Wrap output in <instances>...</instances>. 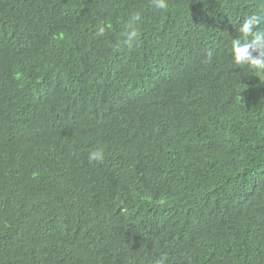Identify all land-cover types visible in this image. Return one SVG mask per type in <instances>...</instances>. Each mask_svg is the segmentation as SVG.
<instances>
[{
    "label": "trees",
    "instance_id": "obj_1",
    "mask_svg": "<svg viewBox=\"0 0 264 264\" xmlns=\"http://www.w3.org/2000/svg\"><path fill=\"white\" fill-rule=\"evenodd\" d=\"M121 2L142 17L132 47L120 43L131 17ZM251 13L264 15L259 0H167L163 11L149 0H0V118L18 87H44L37 63L13 70L42 55L62 61L57 85L72 67L82 97L104 105L84 113L80 139L52 122L0 135V208L24 169L87 211L83 225L33 241L37 249L22 255L15 220L1 210L0 264H156L171 247L186 264H264V78L230 55L240 35L232 23ZM93 150L100 162L89 163ZM45 203L40 192L26 222L44 226L57 215ZM138 223L158 241L119 249Z\"/></svg>",
    "mask_w": 264,
    "mask_h": 264
},
{
    "label": "clouds",
    "instance_id": "obj_2",
    "mask_svg": "<svg viewBox=\"0 0 264 264\" xmlns=\"http://www.w3.org/2000/svg\"><path fill=\"white\" fill-rule=\"evenodd\" d=\"M115 1L117 0H110V2ZM149 3L156 10L163 11L167 8V0H149ZM259 4L261 10L264 11V0H259ZM133 6L134 4L121 2V9L127 19L132 13ZM141 18L139 12L131 15L125 25L123 40L120 42L121 46L132 47L139 40L141 32L138 24ZM262 25H264V15L258 13L247 15L242 22L241 19L233 22V30L235 29V32L239 31L240 35L232 38L230 45L232 63L237 66L251 67L256 71L258 78H264V27ZM104 34L105 27L98 24L95 35L100 37ZM35 58L37 60L20 63L13 70L18 75L19 73H29L30 68L37 63L36 65H40L41 70L45 68V71L41 73V80L36 84L44 81V87L42 89L39 85L35 88L18 87L23 90L17 89L13 99H7L6 110L0 118V135L10 136L12 134L11 127L17 130L19 125L43 126V124L46 125L52 122L58 128L66 127L69 137L80 139L87 130L84 113L89 108L99 110L97 113H101L104 105L101 106L100 104L99 107H96V101L85 100L82 97L83 90L78 89L73 78L72 67L61 73L62 85H57L52 78V73L62 64V61L60 59L50 60V58L43 55L40 58L39 56ZM212 59L213 53L209 51L206 62L211 63ZM111 78L114 79L112 76ZM102 159L103 154L98 150L88 153L89 163L100 162ZM47 188L46 182L34 170L32 173L23 169L10 185L8 199L0 208V211L6 212L9 223L15 220V227H13L11 233L12 243L16 246L21 245L22 255H30L37 249L29 246L33 241L37 245L42 242L44 244L47 236L53 232L60 233L64 230L77 228L83 225L86 220L87 211L85 206L81 210L74 209L67 202L61 200L57 194H49ZM40 192L46 198L45 209L57 213L45 222L44 226L26 222L31 216ZM20 202L22 203L23 213L18 215L15 211ZM100 219V217H95L88 222L85 229L87 242H93L92 228ZM50 226L56 230L50 228ZM148 229L151 231H148ZM152 229L151 225L140 223L131 226L127 239L122 241L118 248L135 251L141 247L142 243L146 246V239H153L154 245L158 239L155 228ZM16 252L21 254L19 249H16ZM180 252L181 249L178 247L168 248L164 251L163 258L158 260L156 264H186L185 260L178 258ZM105 264L116 263L108 259Z\"/></svg>",
    "mask_w": 264,
    "mask_h": 264
}]
</instances>
